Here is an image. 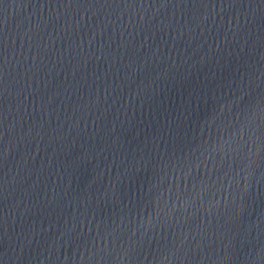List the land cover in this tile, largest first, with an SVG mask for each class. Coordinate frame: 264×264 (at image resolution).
<instances>
[{
  "label": "water",
  "instance_id": "95a60500",
  "mask_svg": "<svg viewBox=\"0 0 264 264\" xmlns=\"http://www.w3.org/2000/svg\"><path fill=\"white\" fill-rule=\"evenodd\" d=\"M0 264H264V0H0Z\"/></svg>",
  "mask_w": 264,
  "mask_h": 264
},
{
  "label": "clouds",
  "instance_id": "9594fccd",
  "mask_svg": "<svg viewBox=\"0 0 264 264\" xmlns=\"http://www.w3.org/2000/svg\"><path fill=\"white\" fill-rule=\"evenodd\" d=\"M245 179H247V177H245Z\"/></svg>",
  "mask_w": 264,
  "mask_h": 264
}]
</instances>
